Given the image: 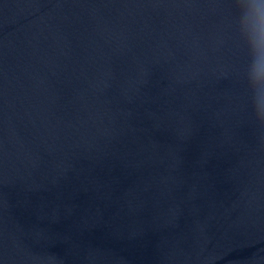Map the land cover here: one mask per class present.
Returning <instances> with one entry per match:
<instances>
[{
  "label": "water",
  "instance_id": "water-1",
  "mask_svg": "<svg viewBox=\"0 0 264 264\" xmlns=\"http://www.w3.org/2000/svg\"><path fill=\"white\" fill-rule=\"evenodd\" d=\"M0 264H264V0H0Z\"/></svg>",
  "mask_w": 264,
  "mask_h": 264
},
{
  "label": "clouds",
  "instance_id": "clouds-1",
  "mask_svg": "<svg viewBox=\"0 0 264 264\" xmlns=\"http://www.w3.org/2000/svg\"><path fill=\"white\" fill-rule=\"evenodd\" d=\"M259 7H260V4L258 3V4L256 5L257 12L259 11Z\"/></svg>",
  "mask_w": 264,
  "mask_h": 264
}]
</instances>
